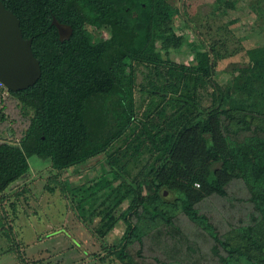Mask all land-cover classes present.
<instances>
[{"label": "trees", "instance_id": "1", "mask_svg": "<svg viewBox=\"0 0 264 264\" xmlns=\"http://www.w3.org/2000/svg\"><path fill=\"white\" fill-rule=\"evenodd\" d=\"M1 1L21 20L24 37L33 39L42 75L28 89H7L27 125L19 138L0 139V196L35 167L50 164L64 172L104 154L99 177L74 188L64 182L63 189L85 220L100 218V235L124 222L120 242L110 248L125 264H165L144 254L154 233L174 239L180 231L176 216L159 205L169 204L162 190L176 193L171 204L181 201L189 219L207 227L214 249L233 253L198 206L213 195L228 198L232 182L242 180L253 223L240 229L264 251L254 231L264 228V125L247 114L238 118L223 92L203 106L210 54L194 49L197 64L170 57L186 36L177 31L168 0ZM53 16L73 27L69 40H60ZM103 31L108 37H97ZM251 55L239 72L263 82L264 49ZM0 98L6 99L2 90ZM143 186L151 189L148 195ZM149 221L158 229L149 230Z\"/></svg>", "mask_w": 264, "mask_h": 264}, {"label": "rangeland", "instance_id": "2", "mask_svg": "<svg viewBox=\"0 0 264 264\" xmlns=\"http://www.w3.org/2000/svg\"><path fill=\"white\" fill-rule=\"evenodd\" d=\"M168 1L174 8L177 31L186 36L183 46L172 49L170 57L181 64H197L194 49L210 54L211 75L201 88L203 106L210 107L212 95L223 92L226 108L238 118L247 114L264 125V81H249L250 73L238 69L251 62L252 49H264V0H223L220 8L215 5L220 0ZM97 37H108V33L100 32ZM261 71L264 73V69ZM1 108L6 120L0 123V139L19 138L27 123L18 101L12 96L0 98ZM104 156L64 172L50 164L35 167L0 196V264H125L110 248L120 242L124 222L117 223L107 236L100 235V218L85 220L62 187L64 182L72 188L86 186L89 180L99 177ZM143 189L145 195L151 192L149 187ZM162 195L169 204L159 200V205L176 216L180 231L174 239L154 233L144 254L159 256L165 264H258L264 256L259 246L251 244L248 231L240 229L253 223L252 206L247 201L251 194L244 181L232 182L228 198L213 195L198 206L229 248H236L233 253L221 246L214 249L207 227L193 223L183 212L181 201L171 204L176 193L163 189ZM151 222L148 229H158ZM254 231L257 244L264 247V228L259 224ZM131 255L137 259L135 247Z\"/></svg>", "mask_w": 264, "mask_h": 264}, {"label": "water", "instance_id": "3", "mask_svg": "<svg viewBox=\"0 0 264 264\" xmlns=\"http://www.w3.org/2000/svg\"><path fill=\"white\" fill-rule=\"evenodd\" d=\"M60 40L73 35V27L53 16ZM33 39H26L19 17L0 0V82L13 92L33 86L42 75L40 60L33 51Z\"/></svg>", "mask_w": 264, "mask_h": 264}, {"label": "built area", "instance_id": "4", "mask_svg": "<svg viewBox=\"0 0 264 264\" xmlns=\"http://www.w3.org/2000/svg\"><path fill=\"white\" fill-rule=\"evenodd\" d=\"M0 90H2V96L5 98L9 95L7 88L0 82Z\"/></svg>", "mask_w": 264, "mask_h": 264}]
</instances>
